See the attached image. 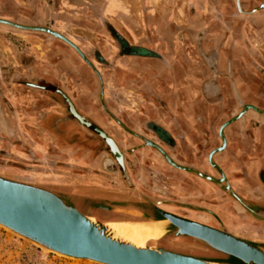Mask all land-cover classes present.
Masks as SVG:
<instances>
[{
	"label": "flooded vegetation",
	"instance_id": "1",
	"mask_svg": "<svg viewBox=\"0 0 264 264\" xmlns=\"http://www.w3.org/2000/svg\"><path fill=\"white\" fill-rule=\"evenodd\" d=\"M115 5L0 0V177L99 221L158 210L264 243V0H141L154 35Z\"/></svg>",
	"mask_w": 264,
	"mask_h": 264
},
{
	"label": "water",
	"instance_id": "2",
	"mask_svg": "<svg viewBox=\"0 0 264 264\" xmlns=\"http://www.w3.org/2000/svg\"><path fill=\"white\" fill-rule=\"evenodd\" d=\"M151 220L165 221L164 236H189L227 257L178 253L157 246V239L138 245L80 212L65 195L0 177V226L46 252L97 264H264V243L158 210Z\"/></svg>",
	"mask_w": 264,
	"mask_h": 264
},
{
	"label": "rangeland",
	"instance_id": "3",
	"mask_svg": "<svg viewBox=\"0 0 264 264\" xmlns=\"http://www.w3.org/2000/svg\"><path fill=\"white\" fill-rule=\"evenodd\" d=\"M100 218L106 217L98 212ZM171 235V234H169ZM166 235V236H169ZM158 245V242H157ZM206 255H208L206 253ZM0 264H97L46 252L0 226Z\"/></svg>",
	"mask_w": 264,
	"mask_h": 264
},
{
	"label": "bare ground",
	"instance_id": "4",
	"mask_svg": "<svg viewBox=\"0 0 264 264\" xmlns=\"http://www.w3.org/2000/svg\"><path fill=\"white\" fill-rule=\"evenodd\" d=\"M124 218L125 219H109L106 220L105 223L109 224L116 234H118L121 237L127 238L138 245L148 244V242L153 239H157V241H159L164 237V228H163V224L165 223L164 220L152 221L151 219L153 218H145V219L135 218L134 220H131L129 218L126 219V216ZM162 240H165V238ZM75 260H82V259H75Z\"/></svg>",
	"mask_w": 264,
	"mask_h": 264
},
{
	"label": "crops",
	"instance_id": "5",
	"mask_svg": "<svg viewBox=\"0 0 264 264\" xmlns=\"http://www.w3.org/2000/svg\"><path fill=\"white\" fill-rule=\"evenodd\" d=\"M114 1L116 4L115 9L113 11L114 13L112 11L111 13L107 12L105 13L104 16H107L108 19H110V21L112 20L114 27L120 32H124L125 34H128V30H129L131 33L141 34L143 32L146 33L147 28L149 32L153 35L156 33L161 34L162 32H164L161 31V28L158 25L157 26L150 25L148 27H145L143 30L141 20L145 16L141 12L137 13V11H140L141 8V0H114ZM146 17L149 18V21L154 19L153 15H147ZM159 19L160 18L156 17L157 21ZM140 43L143 44L142 41Z\"/></svg>",
	"mask_w": 264,
	"mask_h": 264
}]
</instances>
